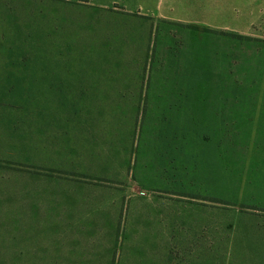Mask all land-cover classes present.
<instances>
[{"label":"rangeland","instance_id":"374dc122","mask_svg":"<svg viewBox=\"0 0 264 264\" xmlns=\"http://www.w3.org/2000/svg\"><path fill=\"white\" fill-rule=\"evenodd\" d=\"M4 242L264 264V0H0Z\"/></svg>","mask_w":264,"mask_h":264},{"label":"crops","instance_id":"0c3cea01","mask_svg":"<svg viewBox=\"0 0 264 264\" xmlns=\"http://www.w3.org/2000/svg\"><path fill=\"white\" fill-rule=\"evenodd\" d=\"M39 245L34 243L23 242H4L0 243V264L6 261L5 264H21L19 261L24 259L38 258ZM57 245H53V259H59L65 257V255L56 253L61 249L57 248ZM65 251V249H63ZM36 252V253H35Z\"/></svg>","mask_w":264,"mask_h":264}]
</instances>
